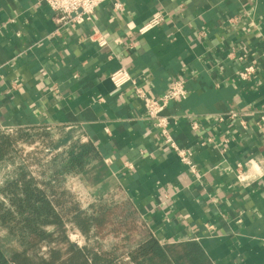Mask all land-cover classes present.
<instances>
[{"label": "crops", "instance_id": "crops-1", "mask_svg": "<svg viewBox=\"0 0 264 264\" xmlns=\"http://www.w3.org/2000/svg\"><path fill=\"white\" fill-rule=\"evenodd\" d=\"M117 1L59 28L42 0H0V128H72L91 147L77 176L94 201L119 193L161 244L197 242L210 264H264V0ZM95 27L108 45L89 39ZM121 66L151 95L186 80L165 113L197 174L131 84L110 80Z\"/></svg>", "mask_w": 264, "mask_h": 264}, {"label": "trees", "instance_id": "trees-1", "mask_svg": "<svg viewBox=\"0 0 264 264\" xmlns=\"http://www.w3.org/2000/svg\"><path fill=\"white\" fill-rule=\"evenodd\" d=\"M25 129L15 128L16 137L0 129V164L13 162ZM78 148L72 162L82 169L91 147L80 143ZM0 193V226L19 245L9 253L0 243V264H210L197 242L161 244L138 224L129 201L101 200L83 209L65 196L66 189L51 186L25 164L16 166ZM70 226L87 241L107 233L123 236L107 249L80 246L70 239Z\"/></svg>", "mask_w": 264, "mask_h": 264}, {"label": "rangeland", "instance_id": "rangeland-1", "mask_svg": "<svg viewBox=\"0 0 264 264\" xmlns=\"http://www.w3.org/2000/svg\"><path fill=\"white\" fill-rule=\"evenodd\" d=\"M71 131L72 128L55 129L40 127L25 129L22 138L16 142L18 151L13 158V162L0 164V188L13 175L17 165L25 164L35 176L51 186L66 189L67 194L65 196L72 202L79 204L83 209H87L92 203H97L101 200L126 201L122 195L116 192H110L101 199L96 198L98 199L97 201L92 199L93 197L83 185L82 180L77 176L80 167H73L72 162L73 151L79 152L78 145L80 146V143L83 144L86 141H84L80 133ZM14 133L15 131H12L9 134H13L16 137L17 135ZM137 222L138 224L143 223V220L138 215ZM69 228L70 239L82 246L89 244L107 249L123 236L122 234L117 236L114 233H107L102 237H94L87 241L79 230L72 226ZM136 234L134 233L133 235L135 239L138 235ZM0 243L9 253L19 247L16 240L1 226ZM122 249L126 250V247Z\"/></svg>", "mask_w": 264, "mask_h": 264}, {"label": "built area", "instance_id": "built-area-1", "mask_svg": "<svg viewBox=\"0 0 264 264\" xmlns=\"http://www.w3.org/2000/svg\"><path fill=\"white\" fill-rule=\"evenodd\" d=\"M51 8L54 12V20L58 26L64 27L72 23H84L86 21H92L94 14L102 4L110 1L113 2L114 9H120L122 3L117 0H42ZM165 20V15L157 11L143 26L139 28L140 34H145L149 30L161 25ZM58 28V29H59ZM92 41H95L100 46H106L109 44V36L106 33L101 32L97 27L95 31L89 37ZM243 59V56L240 57ZM255 64L250 63L248 65L241 66L237 70L239 78L243 81H249L252 74L255 72ZM110 80L117 88H121L126 84H131L133 92L137 98H139L145 109L146 119L149 120L154 127H156L161 135L163 143L175 152L182 164L188 167L193 174L198 173V168L193 159V150L190 147H184L178 144L175 139L171 126L175 122L176 118L172 115H167L165 110L170 106L172 102L185 98L188 94L186 86V80L175 77L171 80L170 85L166 92L160 95H151L149 92L139 84L134 78L131 72L126 66H121L117 70L109 74ZM235 116V113L231 114ZM220 119H223L222 117ZM194 128L197 124L194 123ZM6 133L12 132L15 128H0ZM86 141V139H84ZM241 167V164H239ZM239 179L247 180L248 176L239 170ZM79 236V234H77ZM82 246V245H80Z\"/></svg>", "mask_w": 264, "mask_h": 264}]
</instances>
